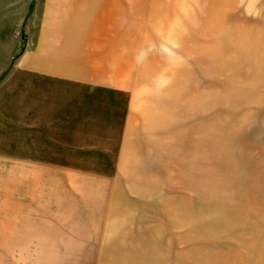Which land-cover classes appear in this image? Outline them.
<instances>
[{"label": "rangeland", "instance_id": "1", "mask_svg": "<svg viewBox=\"0 0 264 264\" xmlns=\"http://www.w3.org/2000/svg\"><path fill=\"white\" fill-rule=\"evenodd\" d=\"M6 161L111 174L140 216L0 264H264V0H0Z\"/></svg>", "mask_w": 264, "mask_h": 264}, {"label": "crops", "instance_id": "2", "mask_svg": "<svg viewBox=\"0 0 264 264\" xmlns=\"http://www.w3.org/2000/svg\"><path fill=\"white\" fill-rule=\"evenodd\" d=\"M0 174L1 185L6 183L1 190L0 237L10 252H116L97 249L109 245L110 239L127 237V223L138 219V206L129 204V199L135 198L129 197L133 192L125 193L111 174L29 161H6ZM9 179L15 189L12 199L3 195L13 189L6 186ZM126 211L133 216H119ZM123 221V232L119 233V222Z\"/></svg>", "mask_w": 264, "mask_h": 264}]
</instances>
